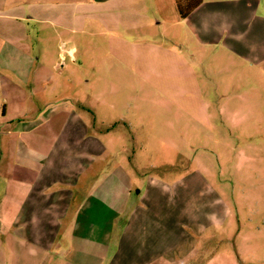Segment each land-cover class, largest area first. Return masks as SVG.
<instances>
[{
	"label": "crops",
	"instance_id": "obj_1",
	"mask_svg": "<svg viewBox=\"0 0 264 264\" xmlns=\"http://www.w3.org/2000/svg\"><path fill=\"white\" fill-rule=\"evenodd\" d=\"M163 1L166 13L159 0L151 1L157 17L177 22L176 0ZM132 2L147 4L0 0V264H187L232 221L233 208L208 167L185 162L145 170L133 159L113 158L103 132L93 128L90 108L72 93L78 26L98 5ZM262 5L202 0L180 21L201 48L220 49L251 68L253 95L264 96ZM142 25L150 27V20ZM233 114L235 120L246 115ZM256 148L254 141L234 148L240 181L255 176ZM193 183L207 187L193 193Z\"/></svg>",
	"mask_w": 264,
	"mask_h": 264
},
{
	"label": "rangeland",
	"instance_id": "obj_2",
	"mask_svg": "<svg viewBox=\"0 0 264 264\" xmlns=\"http://www.w3.org/2000/svg\"><path fill=\"white\" fill-rule=\"evenodd\" d=\"M146 1L138 7L132 2L91 9L88 23H81L73 36L78 84L72 93L90 108L93 128L103 132L113 158L133 159L145 170L151 164L191 162L193 169L208 167L216 176L209 177L234 217L219 239L187 264H264V96L253 95L251 68L225 51L216 53L190 40L178 8L177 22L173 17L163 21L152 0ZM162 1L159 8L166 13ZM117 18L125 24L117 26ZM145 20L150 27L142 25ZM30 27L33 33L37 30L33 23ZM244 112H252L253 118ZM233 113L240 115L237 119L246 114L245 119L235 120ZM248 141L257 146L251 152L257 161L250 182L238 179L243 172H236L234 152ZM206 187L193 183L192 192Z\"/></svg>",
	"mask_w": 264,
	"mask_h": 264
},
{
	"label": "trees",
	"instance_id": "obj_3",
	"mask_svg": "<svg viewBox=\"0 0 264 264\" xmlns=\"http://www.w3.org/2000/svg\"><path fill=\"white\" fill-rule=\"evenodd\" d=\"M176 3L180 16L185 19L202 4V0H176Z\"/></svg>",
	"mask_w": 264,
	"mask_h": 264
}]
</instances>
